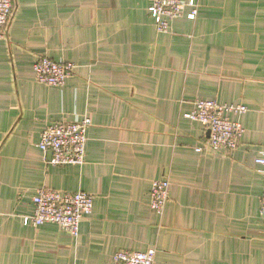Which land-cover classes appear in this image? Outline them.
Listing matches in <instances>:
<instances>
[{
  "label": "crops",
  "instance_id": "obj_1",
  "mask_svg": "<svg viewBox=\"0 0 264 264\" xmlns=\"http://www.w3.org/2000/svg\"><path fill=\"white\" fill-rule=\"evenodd\" d=\"M197 5L158 33L151 0H15L0 40V264H113L155 249L154 264H264V0ZM71 63L62 87L35 80L38 58ZM242 105L229 153L196 152L193 102ZM90 120L82 166L46 165L49 125ZM167 180L162 215L151 185ZM93 197L77 238L24 224L39 188Z\"/></svg>",
  "mask_w": 264,
  "mask_h": 264
},
{
  "label": "built area",
  "instance_id": "obj_2",
  "mask_svg": "<svg viewBox=\"0 0 264 264\" xmlns=\"http://www.w3.org/2000/svg\"><path fill=\"white\" fill-rule=\"evenodd\" d=\"M186 7L192 10L189 18L194 19L197 5L193 1L184 3L181 0H151L148 11L155 30L158 33H168L170 22L181 17ZM14 8L15 0H0V40L6 38ZM73 68L71 63L55 62L41 57L35 61L33 72L38 83L48 87H62L72 76ZM193 107L187 118L201 123L208 132L204 146L197 147L196 152L229 153L238 148L243 128L239 122L232 121L231 116L246 113V107L203 99L194 101ZM89 126L88 118L47 126L40 134L37 144L43 162L52 167L82 166L85 161L86 131ZM255 163L263 179L259 214L264 228V150L260 152ZM169 186L167 180H156L151 185L150 208L159 216L168 201ZM32 204L34 210L32 215L24 218L25 225L37 227L55 224L74 239L79 234L81 219L91 215L93 211L92 195L82 191L68 193L42 187L32 198ZM155 254V249L145 252L122 250L114 254L113 264H154Z\"/></svg>",
  "mask_w": 264,
  "mask_h": 264
}]
</instances>
